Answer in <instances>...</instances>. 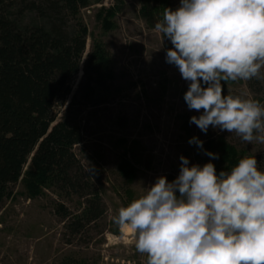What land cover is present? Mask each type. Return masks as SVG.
Listing matches in <instances>:
<instances>
[{
    "label": "rangeland",
    "instance_id": "374dc122",
    "mask_svg": "<svg viewBox=\"0 0 264 264\" xmlns=\"http://www.w3.org/2000/svg\"><path fill=\"white\" fill-rule=\"evenodd\" d=\"M178 6L179 0H91L79 11L77 19L88 35L81 66L99 42L107 51L109 73L87 103L78 90L81 70L71 82L72 93L55 105L54 113L82 131L83 141L73 151L105 213L74 234L67 223L81 213L83 201L54 187L31 196L21 179L0 208V264H147L146 254L135 248L134 234H124L113 218L157 177L174 180L181 155L190 164H214L205 150L188 143L194 136L203 142L221 136L233 147L232 156L223 159L225 171L252 155L264 169V144H247L211 126L204 133L189 122L201 112L188 109L183 98L188 82L166 63L171 42L155 31L164 9ZM7 14L20 27L46 24L34 11L19 14L18 4ZM74 23L70 18L68 24ZM223 94L264 105V68L259 79L224 82Z\"/></svg>",
    "mask_w": 264,
    "mask_h": 264
},
{
    "label": "clouds",
    "instance_id": "9594fccd",
    "mask_svg": "<svg viewBox=\"0 0 264 264\" xmlns=\"http://www.w3.org/2000/svg\"><path fill=\"white\" fill-rule=\"evenodd\" d=\"M155 31L171 42L166 63L188 82V109L201 112L189 122L204 133L211 126L264 144V105L223 94L224 82L261 78L264 0H179L164 9ZM188 143L203 149L198 137ZM179 159L174 180L157 177L113 222L134 234L147 264H264V169L255 156L219 172L212 162Z\"/></svg>",
    "mask_w": 264,
    "mask_h": 264
},
{
    "label": "trees",
    "instance_id": "16d2710c",
    "mask_svg": "<svg viewBox=\"0 0 264 264\" xmlns=\"http://www.w3.org/2000/svg\"><path fill=\"white\" fill-rule=\"evenodd\" d=\"M31 10L45 25L20 27L7 14ZM91 0H0V208L22 179L31 196L55 188L83 201L80 214L68 220L74 234L101 219L105 204L87 178L73 148L83 141L79 127L57 120L55 105L72 93V80L83 71L78 90L91 102L109 73V58L97 42L87 54V28L77 15ZM75 21L69 25V19ZM224 87V84H223ZM77 93L73 96V102ZM203 150L218 154L217 172L234 149L209 138ZM128 165V163H126Z\"/></svg>",
    "mask_w": 264,
    "mask_h": 264
},
{
    "label": "bare ground",
    "instance_id": "6f19581e",
    "mask_svg": "<svg viewBox=\"0 0 264 264\" xmlns=\"http://www.w3.org/2000/svg\"><path fill=\"white\" fill-rule=\"evenodd\" d=\"M122 232H123L124 234H128V233H129V232H125V231H123V230H122Z\"/></svg>",
    "mask_w": 264,
    "mask_h": 264
}]
</instances>
